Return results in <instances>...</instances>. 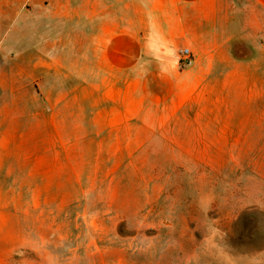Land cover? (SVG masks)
Instances as JSON below:
<instances>
[{
  "label": "rangeland",
  "instance_id": "obj_1",
  "mask_svg": "<svg viewBox=\"0 0 264 264\" xmlns=\"http://www.w3.org/2000/svg\"><path fill=\"white\" fill-rule=\"evenodd\" d=\"M38 31L0 47V264H264L263 31L109 84Z\"/></svg>",
  "mask_w": 264,
  "mask_h": 264
},
{
  "label": "crops",
  "instance_id": "obj_2",
  "mask_svg": "<svg viewBox=\"0 0 264 264\" xmlns=\"http://www.w3.org/2000/svg\"><path fill=\"white\" fill-rule=\"evenodd\" d=\"M21 27L34 35L42 27L45 52L73 49L83 59L91 53L92 82L109 84L125 75L139 51L158 58L145 66L173 82L163 52L173 45L195 48L200 38L211 52L213 37L220 44L228 43L224 36L258 37L264 33V0H0V47Z\"/></svg>",
  "mask_w": 264,
  "mask_h": 264
},
{
  "label": "built area",
  "instance_id": "obj_3",
  "mask_svg": "<svg viewBox=\"0 0 264 264\" xmlns=\"http://www.w3.org/2000/svg\"><path fill=\"white\" fill-rule=\"evenodd\" d=\"M182 64L188 65L192 62V53L189 48H185L182 52Z\"/></svg>",
  "mask_w": 264,
  "mask_h": 264
}]
</instances>
